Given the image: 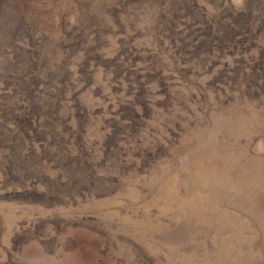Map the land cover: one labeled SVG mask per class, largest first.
I'll use <instances>...</instances> for the list:
<instances>
[{
  "label": "rangeland",
  "instance_id": "1",
  "mask_svg": "<svg viewBox=\"0 0 264 264\" xmlns=\"http://www.w3.org/2000/svg\"><path fill=\"white\" fill-rule=\"evenodd\" d=\"M0 264H264V0H0Z\"/></svg>",
  "mask_w": 264,
  "mask_h": 264
}]
</instances>
